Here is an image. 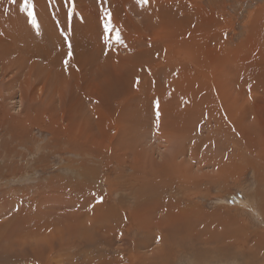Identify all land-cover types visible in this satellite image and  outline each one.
I'll list each match as a JSON object with an SVG mask.
<instances>
[{"label": "rangeland", "instance_id": "1", "mask_svg": "<svg viewBox=\"0 0 264 264\" xmlns=\"http://www.w3.org/2000/svg\"><path fill=\"white\" fill-rule=\"evenodd\" d=\"M0 41V264H264V0H0Z\"/></svg>", "mask_w": 264, "mask_h": 264}, {"label": "bare ground", "instance_id": "2", "mask_svg": "<svg viewBox=\"0 0 264 264\" xmlns=\"http://www.w3.org/2000/svg\"><path fill=\"white\" fill-rule=\"evenodd\" d=\"M19 23V22H18ZM2 24V23H1ZM3 25V24H2ZM7 28V27H6ZM22 30V29H21ZM7 31H9L8 29H7ZM3 35V34H2ZM1 35V36H2ZM5 37V36H4ZM5 41V40H4ZM1 42V41H0ZM26 57H28L27 55H26ZM36 233V232H35ZM63 244V243H62ZM71 244V243H70ZM76 244V243H75ZM63 247V246H62ZM60 249H61V247H60ZM79 249V248H78ZM59 256V255H58ZM52 257V256H51ZM57 257V256H56Z\"/></svg>", "mask_w": 264, "mask_h": 264}]
</instances>
